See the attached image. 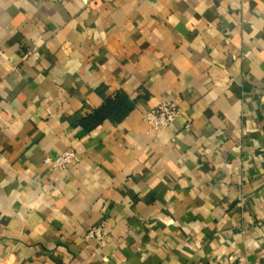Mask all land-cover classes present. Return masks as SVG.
I'll return each mask as SVG.
<instances>
[{"label": "crops", "instance_id": "1", "mask_svg": "<svg viewBox=\"0 0 264 264\" xmlns=\"http://www.w3.org/2000/svg\"><path fill=\"white\" fill-rule=\"evenodd\" d=\"M0 264H264V0H0Z\"/></svg>", "mask_w": 264, "mask_h": 264}, {"label": "built area", "instance_id": "2", "mask_svg": "<svg viewBox=\"0 0 264 264\" xmlns=\"http://www.w3.org/2000/svg\"><path fill=\"white\" fill-rule=\"evenodd\" d=\"M206 1L213 2L214 0ZM179 115L180 110L175 102L162 100L156 106L143 113V122L152 133L158 134L167 129ZM76 156L75 148L70 146L55 156H46L44 163L52 172L64 170L74 162ZM85 236L86 238H94L99 246H104L108 238L105 223L102 222L90 227Z\"/></svg>", "mask_w": 264, "mask_h": 264}, {"label": "trees", "instance_id": "3", "mask_svg": "<svg viewBox=\"0 0 264 264\" xmlns=\"http://www.w3.org/2000/svg\"><path fill=\"white\" fill-rule=\"evenodd\" d=\"M133 102L123 92H117L113 97L106 99L103 104L81 120V125L91 129L105 118L112 117L120 121L131 111Z\"/></svg>", "mask_w": 264, "mask_h": 264}]
</instances>
